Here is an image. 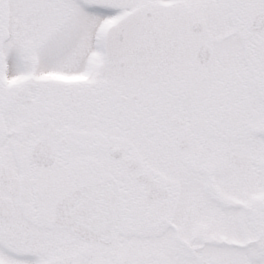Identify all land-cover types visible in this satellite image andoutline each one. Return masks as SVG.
Segmentation results:
<instances>
[{
	"label": "snow or ice",
	"instance_id": "obj_1",
	"mask_svg": "<svg viewBox=\"0 0 264 264\" xmlns=\"http://www.w3.org/2000/svg\"><path fill=\"white\" fill-rule=\"evenodd\" d=\"M0 264H264V0H0Z\"/></svg>",
	"mask_w": 264,
	"mask_h": 264
}]
</instances>
